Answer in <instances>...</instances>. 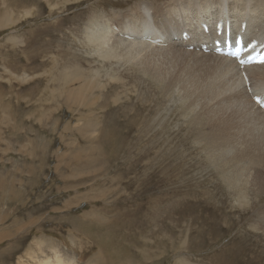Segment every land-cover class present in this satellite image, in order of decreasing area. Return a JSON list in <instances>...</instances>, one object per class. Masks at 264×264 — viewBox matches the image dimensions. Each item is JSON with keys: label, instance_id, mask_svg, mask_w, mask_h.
I'll return each instance as SVG.
<instances>
[{"label": "rangeland", "instance_id": "obj_1", "mask_svg": "<svg viewBox=\"0 0 264 264\" xmlns=\"http://www.w3.org/2000/svg\"><path fill=\"white\" fill-rule=\"evenodd\" d=\"M141 1L165 0H0V264H264L259 203L226 195L178 86L164 97L128 64L86 102L70 99L71 75L92 89L105 66L87 23ZM175 165L177 179L162 183L161 167Z\"/></svg>", "mask_w": 264, "mask_h": 264}, {"label": "bare ground", "instance_id": "obj_2", "mask_svg": "<svg viewBox=\"0 0 264 264\" xmlns=\"http://www.w3.org/2000/svg\"><path fill=\"white\" fill-rule=\"evenodd\" d=\"M145 3L141 1L134 9L122 13L113 12L114 21L96 15L87 23L84 39L92 47L93 56L98 57V63L109 65V68L100 66L102 69L91 73L94 78L90 82L98 79L92 89L85 83V79L88 82L89 79H84L83 74L79 72L81 75L75 77L66 71L65 75L69 74L67 76L71 75L75 80L72 81L70 77L71 81L66 80L65 85L75 81L79 83L75 93L68 88L69 93L73 91L71 94L67 92L70 99L78 100V103L86 102L85 92L102 88L103 77H110L116 70L114 67H130L128 64L135 66L138 71L148 73L157 87H161V95H171L170 88L175 84L181 94L180 100L185 102V111L191 115L193 113L191 124L195 125L197 132L193 143L205 154L215 178L218 177L221 182L219 184L225 186L226 195L234 200L236 206L239 202H245L248 208L253 203L252 195L260 207L256 212L264 220V212L259 213L264 209V115L244 91L233 61L198 50L200 44L210 47L214 26L221 21L233 33L240 32L241 23H245L244 38L247 42L263 39L264 0H165L159 4L153 1ZM202 25L207 26V34L201 32ZM186 32L190 38L183 41L181 37ZM189 45L193 50L186 49ZM75 72L72 71V74ZM246 73L251 90L255 94H264V65L247 68ZM80 76L83 78H78ZM63 77L64 80L67 78ZM97 99H101V96ZM69 102L66 101V104ZM206 127L208 137L203 132ZM165 128L164 125L159 126L160 138H163ZM86 129H94V126L88 125ZM166 143L167 140L162 141L159 146L164 156L160 157L162 164H168L166 152L171 147ZM149 145L145 143L147 148ZM172 155L179 156L178 151ZM161 168L162 183L167 185L172 178L177 179V165ZM189 193L182 192L183 197ZM173 194L180 196L181 193ZM57 264L66 263L59 261Z\"/></svg>", "mask_w": 264, "mask_h": 264}, {"label": "snow or ice", "instance_id": "obj_3", "mask_svg": "<svg viewBox=\"0 0 264 264\" xmlns=\"http://www.w3.org/2000/svg\"><path fill=\"white\" fill-rule=\"evenodd\" d=\"M239 43V41H237ZM239 63L241 65L248 64V63H264V56H261L259 60H253L251 58L245 60V59H240ZM256 103L260 105L261 107H264V99H261L260 97L255 98Z\"/></svg>", "mask_w": 264, "mask_h": 264}]
</instances>
